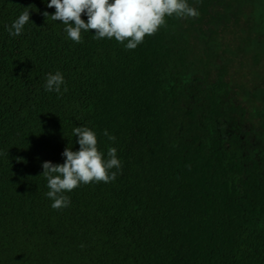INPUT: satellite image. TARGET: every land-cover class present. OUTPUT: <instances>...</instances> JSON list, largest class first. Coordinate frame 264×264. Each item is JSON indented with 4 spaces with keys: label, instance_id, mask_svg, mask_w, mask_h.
Masks as SVG:
<instances>
[{
    "label": "trees",
    "instance_id": "1",
    "mask_svg": "<svg viewBox=\"0 0 264 264\" xmlns=\"http://www.w3.org/2000/svg\"><path fill=\"white\" fill-rule=\"evenodd\" d=\"M220 2L188 0L204 16ZM48 3L0 0V264H264V153L245 127L250 105L228 67L198 75L208 60L190 17H168L128 50L94 31L72 41L42 15L55 13ZM25 7L30 21L9 36ZM56 71L60 94L43 87ZM80 126L106 159L116 148L122 168L54 210L42 164L78 151Z\"/></svg>",
    "mask_w": 264,
    "mask_h": 264
},
{
    "label": "clouds",
    "instance_id": "2",
    "mask_svg": "<svg viewBox=\"0 0 264 264\" xmlns=\"http://www.w3.org/2000/svg\"><path fill=\"white\" fill-rule=\"evenodd\" d=\"M48 8L55 13H42L45 18L59 21L65 25L67 37L76 43L82 42L83 32H95L94 39H115L124 44L126 49L134 50L143 43L147 36L154 35L161 27L166 26L167 18H197L198 10L190 6L188 0H50ZM24 11L7 28L11 37L22 34L25 25L30 21V9ZM87 16V22L82 19ZM65 85L63 74L56 71L46 76L43 85L48 92L61 93ZM67 91V87H64ZM74 137L78 138V151L66 147L62 156L63 164L46 161L42 164L49 191L46 196L52 201L51 207L60 210L70 205V197L65 195L80 185L89 183H109L116 179L121 170V161L117 158V149H107V159L98 147L96 133L87 126L73 128ZM103 135L115 142L116 137L104 130ZM4 153H0L3 155ZM116 169L117 171H112ZM83 247V245H81Z\"/></svg>",
    "mask_w": 264,
    "mask_h": 264
},
{
    "label": "rangeland",
    "instance_id": "3",
    "mask_svg": "<svg viewBox=\"0 0 264 264\" xmlns=\"http://www.w3.org/2000/svg\"><path fill=\"white\" fill-rule=\"evenodd\" d=\"M192 35L200 41L199 57L208 60V77L221 68L234 79L242 98L250 105L248 130L252 125L251 147L264 153V0H236L227 14V0L207 15L190 17L185 23Z\"/></svg>",
    "mask_w": 264,
    "mask_h": 264
}]
</instances>
